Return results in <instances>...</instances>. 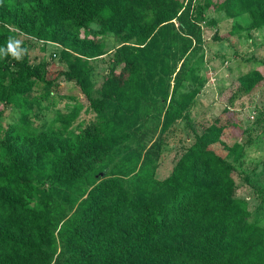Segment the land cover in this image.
<instances>
[{"label":"trees","instance_id":"1","mask_svg":"<svg viewBox=\"0 0 264 264\" xmlns=\"http://www.w3.org/2000/svg\"><path fill=\"white\" fill-rule=\"evenodd\" d=\"M193 1L0 0V264H51L55 230L76 203L54 264H264V227L248 221V204L236 196L239 172L226 160L239 147L236 121H215L171 176L157 178L167 132L188 119L199 94L184 87L203 63L205 13L246 16L250 30L264 28V0ZM108 34L120 45L97 97L91 61L105 55ZM23 36L61 46V76L81 88L95 114L79 133L72 131L79 102L50 125H35L31 108H44L52 83L43 70L17 71L10 45L20 54L29 42ZM263 80L255 69L240 87L253 93ZM35 90L39 99L30 97ZM149 94L165 108L144 111ZM18 103V120L3 127ZM119 151L123 157L81 190Z\"/></svg>","mask_w":264,"mask_h":264},{"label":"rangeland","instance_id":"2","mask_svg":"<svg viewBox=\"0 0 264 264\" xmlns=\"http://www.w3.org/2000/svg\"><path fill=\"white\" fill-rule=\"evenodd\" d=\"M196 1L199 0H194L193 6ZM200 2L204 3L205 0ZM249 25L250 20L246 16L234 19L215 10H208L205 13V20L201 22L202 51L199 55L203 63L199 65L197 79L192 83H185L184 87L186 92L198 90L199 94L186 112L188 119L177 121L167 132L157 178L164 180L171 176L177 162L195 142L196 137L215 121L219 119L220 124L226 127L232 126L236 121L235 124L240 126L239 147L232 151L233 154L226 156V160L239 172L236 174V196L248 204L250 210L248 221L264 227V80L262 87L253 93H245L240 87V79L253 70L258 69L264 74V28L250 30ZM176 27H181L179 22H176ZM92 29L98 31L99 26L94 23ZM22 39L29 42L28 47L16 59L17 71L29 74L34 70L38 72L43 70L47 81L52 83L49 92L46 90L47 87L41 88V91L51 93L49 99L41 100L44 108L40 109L38 105L31 108L37 115L32 116L35 125L38 127L44 123L50 125L58 118L57 111L70 112V107L79 102L84 108L72 127V131L79 133L95 120V114L91 111L90 103L81 92V88L75 82L66 81L61 76L62 71L66 69V65L59 60L61 46L29 36H23ZM119 45L120 39L108 34L105 55L91 61L94 96L101 95V87L108 79L110 63ZM171 86L173 90L174 79ZM30 97L39 99L41 92L35 90ZM165 106L164 102L155 100L152 94H149L146 95L142 107L144 111L148 108L149 111L156 113ZM19 107L18 103L7 108L2 118L3 127L18 120ZM144 119L145 117L143 121ZM134 146V142H130L127 153ZM123 155L119 151L99 165L90 173L88 184L81 190L91 188L93 182L99 178L97 174L104 167H111ZM77 194L79 202L83 191ZM77 204L68 205L67 215L62 217L55 230L56 245L53 246L55 255L51 264L55 263L63 249L61 234L70 225Z\"/></svg>","mask_w":264,"mask_h":264},{"label":"clouds","instance_id":"3","mask_svg":"<svg viewBox=\"0 0 264 264\" xmlns=\"http://www.w3.org/2000/svg\"><path fill=\"white\" fill-rule=\"evenodd\" d=\"M10 50H12L13 55H14L16 58H19V53H17L14 49H12V48H11V45H10Z\"/></svg>","mask_w":264,"mask_h":264},{"label":"water","instance_id":"4","mask_svg":"<svg viewBox=\"0 0 264 264\" xmlns=\"http://www.w3.org/2000/svg\"><path fill=\"white\" fill-rule=\"evenodd\" d=\"M101 175L103 176V175H104V173H101Z\"/></svg>","mask_w":264,"mask_h":264}]
</instances>
